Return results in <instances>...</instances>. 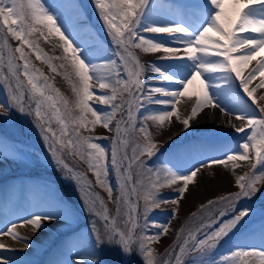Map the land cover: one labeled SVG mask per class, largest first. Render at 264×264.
<instances>
[{
    "label": "snow or ice",
    "instance_id": "snow-or-ice-1",
    "mask_svg": "<svg viewBox=\"0 0 264 264\" xmlns=\"http://www.w3.org/2000/svg\"><path fill=\"white\" fill-rule=\"evenodd\" d=\"M91 3L112 48L101 45L88 32L77 0H59L55 11L41 0H0L3 42L0 53H6V59L0 56V66L7 68V75L0 77L7 92V98L0 101V123L31 116L52 160L62 173L68 174L66 179L80 186L82 211L88 213L91 229L76 245L77 264H108L106 254L116 257L114 264H134V256L139 264H173V261L215 264L211 251L230 233L235 236L244 227L241 221L245 217L251 220L255 211L251 207L242 208L228 220L222 218L241 198L251 199L259 191L258 184H264V93L257 95L258 89H264V0H91ZM37 25L46 29L48 36L58 37L62 56H46L30 39L37 31L44 36ZM142 33L167 34L170 39L157 40ZM10 39L19 45L13 47ZM26 46L52 73H57V67L51 61L61 60L59 67L66 70L64 79L70 81V76L77 79L71 87L74 95L71 107L49 77L31 64L24 50ZM134 49L143 53L162 52L165 55L158 59L171 62L151 61L145 65ZM253 61L255 66L248 70ZM146 72L154 74L152 80L171 84L146 83ZM258 77L259 83L252 86ZM97 85L111 94H96L93 89ZM183 97L189 99L186 110L190 109V114L185 116L176 107ZM91 101L106 105L109 110L101 112ZM151 105L161 107H148ZM142 109V121L163 125L175 117L184 134L202 112L209 119L215 115L205 109H218L225 117H234L225 123L244 136L236 151L227 146L185 145L170 152L171 144L160 151L162 146L153 142L146 124L137 125V114ZM117 114L121 116L119 120L115 119ZM97 125L112 133L110 148L99 142L107 137L90 134ZM137 132L143 134L146 143L138 142ZM250 152H254L253 171L235 174L240 167L237 162L249 161ZM10 153L24 155L14 142L0 137V158H9ZM65 153L86 165L94 181L83 172L74 171L65 162ZM143 156L156 159L149 164ZM230 164L239 191L202 204L201 210L209 213L208 221L195 232L190 231L187 239L175 248L166 249L164 255L169 259L158 261L152 244L161 241L169 226L168 222H152L151 227L157 231L149 234L146 231L149 214L161 204L171 203L178 208L189 186L198 182L202 168L213 165L228 168ZM110 172L116 177L115 189L109 180ZM178 183L183 186L176 190V195H160L161 188ZM96 187L106 192V200L95 191ZM218 205L226 206L218 213L220 220L212 216ZM62 214L70 216L71 210L38 201L24 216L0 229V236L20 242L27 249L32 242L16 231L17 227L28 225L35 233L46 223L60 220ZM175 215L174 211L169 221ZM120 217L122 222H118ZM213 221L219 227H214ZM183 231L181 228L180 232ZM176 238L179 241L180 235ZM256 239L253 227L244 241L236 242L231 255L248 258L241 259L240 264L257 261L264 264V223L259 225L258 248L253 242ZM0 249L11 250L5 243H0ZM0 264L16 262L4 257L0 258ZM62 264H72V259Z\"/></svg>",
    "mask_w": 264,
    "mask_h": 264
},
{
    "label": "rangeland",
    "instance_id": "rangeland-1",
    "mask_svg": "<svg viewBox=\"0 0 264 264\" xmlns=\"http://www.w3.org/2000/svg\"><path fill=\"white\" fill-rule=\"evenodd\" d=\"M41 2L44 3L46 7L55 11V5L59 0H41ZM77 3L82 7V22L87 25L88 32H90L101 45L112 48L113 45L110 38L106 34L103 22L99 19L98 13L92 7L91 0H77ZM62 22L63 19L58 21V24ZM37 28L44 31V36H41L40 31H37L33 33L30 39L35 42L46 56H62L63 50L61 47L57 46L60 43L58 37L48 36L47 30L40 25H37ZM63 30L64 29L62 28V31ZM142 35L150 36L157 40L170 39L167 34L142 33ZM9 42L13 47L19 45V42L12 41L11 39ZM2 48L3 42L0 40V49ZM24 50L28 53V59L31 64L40 69L44 75L48 76L49 82L53 80L55 83L58 79L59 82H56V86H54V83L52 84L55 88L59 89L60 92L66 93V98L64 99L69 102V106L71 107V102L74 100L71 87L73 83H77V79L74 76H70L71 83L69 80L64 79V73L66 70L59 67L63 61L56 59L51 61L57 67V73L60 74L52 73L46 64L36 59L35 54L31 49L26 46ZM133 51L139 60L145 63V65L156 60L159 61V64L171 62L158 59L165 55L162 52L143 53L139 49H134ZM1 55L6 59V53H1ZM255 64L256 61H253L252 66H255ZM4 75H7V72L2 69V66H0V77ZM152 75L154 74L146 72L145 82L157 84L154 83L155 80L151 81L150 77ZM21 78L23 79V77ZM170 84L171 82H164V85L166 86ZM93 90L96 94H111L110 90H100L98 85L94 87ZM260 93H264V89H258L257 95ZM6 98L7 92L4 91L3 85L0 84V101L5 100ZM194 99L195 97H192V100ZM90 103L101 112L109 110L108 106L100 105L96 101H91ZM188 103L189 99L187 97L180 98V104L176 106L180 115L185 116L190 114V109L186 110V105ZM148 107L158 108L161 106L151 105ZM253 107L255 108V105H253ZM204 111L208 113L214 112L215 115L209 119L205 117L202 112L200 118L191 122V127L186 134L183 133L182 125L175 119V117H173L171 121H165L163 125H159L152 121L145 122L139 118L137 119V125L139 126L140 123L146 124L149 133L152 135L153 142L158 146H162L160 147V151H164L165 148H168L169 144L172 145V148L169 149L170 152L178 148H183L185 145H203L209 148L227 146L228 149L236 151L239 140L243 138L244 133H235L230 125L225 123L226 120H233L234 118L225 117L218 109H205ZM140 113V117H142L144 110L142 109ZM22 118L28 123L27 136L24 126L21 131L20 117H18V120L7 124L0 123V137L8 138L15 143L17 148L22 149L24 153L22 156H14L10 153L9 158H0V229H3L9 221L17 220L24 216L26 210H31L38 201H43L52 207L62 205L71 210V215L65 216L62 214L60 220L53 224L46 223L44 228L35 233L31 226H18L16 231L32 242L31 246L27 249L20 242L12 241L6 236H0V243L9 245L11 249L10 251L0 249V258L7 257L10 261H15L16 264H62V262L71 258L72 264H77L74 256L76 245L80 238L86 237L91 229L89 215L82 211L83 205L82 194L79 190L80 186L76 182L66 179L65 176L68 174L66 172L62 173L60 166L52 160L51 155L47 152V145L43 144L44 141L40 136L39 129L34 126L32 117L22 116ZM120 118V114H117L115 117L117 120ZM235 122L240 123V121ZM53 127H56L55 123H53ZM84 134L87 135L89 133ZM90 134L92 136L107 137L108 139H101L99 142L106 149L110 148L112 133L103 129L100 125H97L95 130ZM136 136L138 142L146 143L143 140L142 133L137 132ZM158 155L159 152H157V156ZM250 157L251 159L249 161L237 162L240 164V167L235 169V174H244L249 171L248 167L251 165L252 160H254V152H250ZM64 158L74 165V171L83 172L87 178L94 181L95 178L90 172L86 171V168H81L79 166L75 157L68 156L67 153H65ZM142 159L151 164L152 161L156 159V156L151 159L147 156H143ZM256 171H259V166H257ZM234 179L235 175L232 173L231 164L228 168H224L223 165H213L210 168H202L197 175L198 182L189 186L178 208L176 205L168 203L161 204L160 207L152 210L148 217L149 227L146 229L149 234H153L157 231V229L151 227L152 222H168L169 226V232L161 238V241L152 244V248L155 250V255L158 261L169 259V256L164 255L166 249L175 248L177 244L188 237L187 233L192 231V228H189L187 223L195 225L201 220L208 221L209 213L207 210H201L202 204H207L209 200H217L221 196L235 194L239 191V188L234 185ZM109 180L111 183L115 182V189L116 177L113 173L109 174ZM182 186V183H178L171 187H163L160 189V195L165 197L174 196L176 195V190ZM257 188L259 191L254 194L251 199L241 198L235 205H233L232 210L227 211L222 218L226 221L242 208L251 207L255 211V215L252 216L251 220H249V217H245L244 220L241 221V223L244 224V227L241 228L235 236L230 233L229 237H224L220 240L217 247L212 250L213 254L217 253L222 256L221 258H213L215 264H240L241 259L247 260L248 258H237L231 255V252L236 242L244 241L245 237L249 235L253 227L255 228L257 236V239L253 242L258 248L259 225L264 223V215L261 214L264 212V205L261 206L262 204H256L257 200L255 199H257L259 197L258 194H261V191L264 190V184H258ZM96 192L106 200V192L102 189H100L99 192ZM115 194L116 193L114 192V195ZM141 201L142 205L140 209L142 212L143 200ZM108 207L110 209L113 208L111 203L108 204ZM225 207V205L216 206L213 209L212 216H215L216 220H220L221 218L218 216V213L224 210ZM174 211L176 212V215L169 221V217ZM188 214L190 215L185 219V216ZM117 219L118 222H122V217ZM245 221H248V223H245ZM140 222L141 225H143V216H141ZM101 223L103 222L101 221ZM213 224L214 227H219V224H216L215 221H213ZM181 225H187V228L185 227L186 229L184 228L182 233L180 232ZM205 231H208V229H205ZM177 234L180 235L179 241L176 238ZM202 234L203 233H200V235ZM245 246H247V243H245ZM81 254L83 255V253ZM106 259L108 264H114L116 257L111 254H106ZM185 259L187 261V257ZM133 261L134 264H139V260L135 256L133 257Z\"/></svg>",
    "mask_w": 264,
    "mask_h": 264
},
{
    "label": "bare ground",
    "instance_id": "bare-ground-1",
    "mask_svg": "<svg viewBox=\"0 0 264 264\" xmlns=\"http://www.w3.org/2000/svg\"><path fill=\"white\" fill-rule=\"evenodd\" d=\"M252 67H254V66H252V64H251V65L249 66V69H248V70H251ZM248 70H246L245 75L247 74V71H248ZM258 80H259V77L257 78V80L253 81V85H252V86H254L255 84H257V83H258ZM158 81H160V80H158ZM232 118H234V117H232Z\"/></svg>",
    "mask_w": 264,
    "mask_h": 264
}]
</instances>
